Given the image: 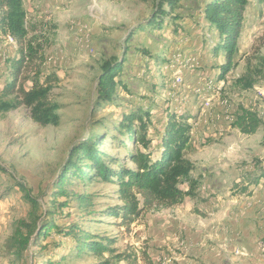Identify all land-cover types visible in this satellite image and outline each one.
Instances as JSON below:
<instances>
[{
    "label": "rangeland",
    "instance_id": "obj_1",
    "mask_svg": "<svg viewBox=\"0 0 264 264\" xmlns=\"http://www.w3.org/2000/svg\"><path fill=\"white\" fill-rule=\"evenodd\" d=\"M209 1L178 0L173 9L166 0H23L29 33L43 43L39 77L52 87L58 123L36 124L25 105L0 109V264H43L57 251L51 246L44 252L35 236L21 253L10 248L15 224L32 209L21 185L39 203L38 213L46 212L48 191L70 151L92 135L100 137L101 152L120 159L121 164L110 162L112 168L132 167L131 151H151L156 160L171 114L190 126L192 175L210 167L218 179L213 170L224 159L229 184L197 185L195 195L179 205L143 211L131 224L119 225L120 218L100 214L122 204L118 182L69 180L65 188L88 194L93 205L85 213L72 196L58 223L116 242L110 245L113 252L78 256L70 250L62 263L128 264L119 253H136L138 264H264V80L255 73L259 82L247 90L235 82L248 70L264 74L255 58L257 50L264 55V0H247L235 64L222 80L225 51L215 50L220 37L204 14ZM160 10L165 11L157 18L161 27L151 30L148 23ZM16 50L14 39L0 33V95L11 80ZM106 60H117L122 69L117 95L105 103L98 99L97 83ZM240 107L259 113L257 133L232 127ZM140 109L150 119L145 132L150 150L117 128L125 115ZM71 238L67 245L74 247ZM50 240L64 239L53 233Z\"/></svg>",
    "mask_w": 264,
    "mask_h": 264
},
{
    "label": "trees",
    "instance_id": "obj_2",
    "mask_svg": "<svg viewBox=\"0 0 264 264\" xmlns=\"http://www.w3.org/2000/svg\"><path fill=\"white\" fill-rule=\"evenodd\" d=\"M171 8L177 7L178 0H166ZM247 0H210L204 7L206 20L210 27L218 31L220 41L216 45V53L220 49L225 51V63L221 65L218 80L225 78L226 74L234 66L233 54L237 40L242 34L245 20ZM165 11L156 12L148 26L152 30L155 26L161 27L162 20L157 21ZM27 11L23 0H0V33L10 36L16 42L18 59L11 65V80L5 85L0 95V109L10 110L25 105L30 109V117L40 126L57 124L58 105L50 98L51 85L48 82L41 83V66L44 61L40 39L37 35H30L26 22ZM130 36V38H132ZM44 42V41H41ZM260 66L264 70V55L258 54ZM122 69L117 60H106L102 65V73L98 78V99L103 102H112L117 95V75ZM255 73L263 71H246L235 81L243 90L250 89L259 82ZM31 81L30 87L26 83ZM9 98V99H3ZM146 117V119H145ZM183 117L176 114L169 115L165 124L161 156L153 159L151 151H131L129 160L132 167L121 165L112 168L110 162L121 164L117 157H110L99 150L100 137L92 135L86 141L72 148L65 167L60 175L52 183L50 197L46 204L49 209L39 214V203L30 195L29 191L21 185L26 192L31 211L29 216L20 219L15 224L13 235L10 238V248L16 253H21L35 236L38 242H42L43 251L48 253L52 246L57 250L54 257L47 259L43 264H63V260L71 254H87L90 252L101 254L105 251L113 252L110 245L116 242L113 237H101L82 230L76 224L67 227L58 223L57 215L63 214L68 207L72 196L79 202L83 212H89L93 205L91 197L81 192H69L65 186L69 180H75L78 184L92 180L94 177L106 181L118 182L119 199L121 205L103 211V216L120 218L119 225H129L137 219L143 211L150 209L171 208L183 202L185 197L194 196L198 182L192 179L193 162L187 157L190 146V126ZM150 122L148 114L143 109L125 115L117 126L119 132L126 135L129 141H139L146 149L150 150L151 142L146 138V130ZM262 126V119L255 110L240 107L232 127L245 135L258 132ZM139 131L141 135L139 136ZM120 143H124L121 141ZM71 181V182H72ZM188 182V189L181 188V184ZM257 181V180H256ZM70 182V181H69ZM70 182V183H71ZM95 212V211H93ZM105 212V213H104ZM55 233L64 240L57 242L50 240ZM75 240L67 245L69 238ZM71 238V239H72ZM70 239V242H71ZM44 244V245H43ZM69 250V251H68ZM119 259H124L128 264H138L136 253H119ZM147 259L148 256L144 253ZM102 264H111L108 260Z\"/></svg>",
    "mask_w": 264,
    "mask_h": 264
},
{
    "label": "crops",
    "instance_id": "obj_3",
    "mask_svg": "<svg viewBox=\"0 0 264 264\" xmlns=\"http://www.w3.org/2000/svg\"><path fill=\"white\" fill-rule=\"evenodd\" d=\"M210 167H204V169H200L199 173H198V176H194L195 179L198 181V185L201 188H206V185L207 186H210V185H214V184H218V186H221L224 187L226 185L229 184V174H231V170L228 169V167H226V164H225V160L222 159L218 166L215 167L214 171L213 172H216L218 174V179H214L213 178V175L211 173V170L209 169ZM223 220V222H227L226 221V218L224 217H219V221L218 222H221Z\"/></svg>",
    "mask_w": 264,
    "mask_h": 264
}]
</instances>
